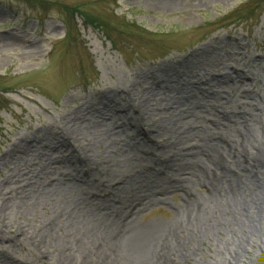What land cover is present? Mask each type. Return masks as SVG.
I'll return each mask as SVG.
<instances>
[{
	"label": "rangeland",
	"instance_id": "obj_1",
	"mask_svg": "<svg viewBox=\"0 0 264 264\" xmlns=\"http://www.w3.org/2000/svg\"><path fill=\"white\" fill-rule=\"evenodd\" d=\"M166 1L0 0V264H82L83 241L103 246L92 212L149 185L154 159L190 168L159 169L201 197L214 187L197 170L222 151L242 187L231 202L221 182L210 236L170 264H264V0ZM182 194L141 222L176 219Z\"/></svg>",
	"mask_w": 264,
	"mask_h": 264
},
{
	"label": "bare ground",
	"instance_id": "obj_2",
	"mask_svg": "<svg viewBox=\"0 0 264 264\" xmlns=\"http://www.w3.org/2000/svg\"><path fill=\"white\" fill-rule=\"evenodd\" d=\"M157 2H160L162 6L176 5L172 1L166 0H157ZM236 77L237 80L242 81V76L236 75ZM114 101L115 103L111 101L103 105V107L118 111H124L129 108L136 110L138 108L134 107L131 102L123 106L118 104L116 100ZM219 114L228 119V116L223 112ZM140 127L142 131L138 133V137H147L148 130L144 124L140 125ZM222 141L226 142L225 140ZM61 144L68 147L70 146V140L64 139ZM66 150L69 151V148H66ZM229 150L231 152V149ZM229 154L224 151L219 152L217 155L218 159L216 160L217 164L214 169H196L199 175L202 173L204 179L209 181L214 187L210 194L201 197L195 195L191 187L184 180L169 176L170 174L163 175V172L159 169L163 168L166 170V173H168L169 169L171 171L178 169L182 174L187 175L191 172L190 168H186L180 161H176V157L170 156L168 158L159 157L154 159L153 164H156L155 169H158V172L150 176L151 181L149 185L144 186V188L132 190L131 195L124 197L115 195L112 203L105 207L103 211L95 210L92 212L88 229L91 237L100 236L99 240L103 241V246L97 251L94 247L87 250L85 246L89 245L90 242L86 241L84 243L83 241L81 249L83 250L85 248L83 251V256L85 257L81 259L82 264H118L119 252L123 253L129 260L138 259L143 264H170V260L174 263L173 255L175 253L179 255L185 254L189 247H193L198 235L200 237L204 235L210 236L212 229L206 216H208L210 211L214 212L217 209V206L213 205L214 198L212 194L222 184L221 182L227 183L225 190L229 193V196L232 195L231 202L242 187V182L232 177L230 173L232 168L226 165ZM242 156L243 154L238 152V160ZM79 162L85 173H93L88 161L82 156ZM237 163L239 164V161ZM256 166L257 171L255 173L260 169L264 176V163L261 159L257 160ZM75 179L81 180L83 178L77 172ZM110 179H101L99 186L102 190L99 187L100 191L109 193L112 184L119 182L118 179ZM177 191L183 192L182 195L185 197V202L187 203L184 206L185 208H181V214H178V219H173L167 224L158 221L149 223L141 222L140 215L145 208L167 202L169 200L168 194ZM107 231H110L108 235H106ZM106 245H108L107 251L103 250ZM9 264L25 263L18 261L10 262Z\"/></svg>",
	"mask_w": 264,
	"mask_h": 264
},
{
	"label": "trees",
	"instance_id": "obj_3",
	"mask_svg": "<svg viewBox=\"0 0 264 264\" xmlns=\"http://www.w3.org/2000/svg\"><path fill=\"white\" fill-rule=\"evenodd\" d=\"M92 22H93V20H92Z\"/></svg>",
	"mask_w": 264,
	"mask_h": 264
}]
</instances>
